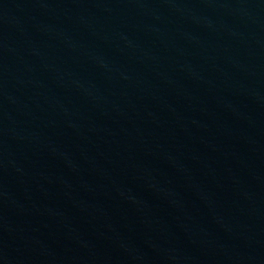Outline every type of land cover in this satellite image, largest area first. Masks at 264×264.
<instances>
[{"label": "water", "instance_id": "water-1", "mask_svg": "<svg viewBox=\"0 0 264 264\" xmlns=\"http://www.w3.org/2000/svg\"><path fill=\"white\" fill-rule=\"evenodd\" d=\"M0 264H264V0H0Z\"/></svg>", "mask_w": 264, "mask_h": 264}]
</instances>
